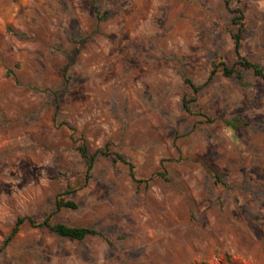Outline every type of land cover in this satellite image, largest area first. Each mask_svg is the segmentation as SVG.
Segmentation results:
<instances>
[{
    "label": "rangeland",
    "instance_id": "374dc122",
    "mask_svg": "<svg viewBox=\"0 0 264 264\" xmlns=\"http://www.w3.org/2000/svg\"><path fill=\"white\" fill-rule=\"evenodd\" d=\"M237 8L264 70V0H0V264H264V79ZM214 60L242 79L195 93ZM83 143L145 181L105 156L86 180ZM19 217L100 235L7 241Z\"/></svg>",
    "mask_w": 264,
    "mask_h": 264
},
{
    "label": "trees",
    "instance_id": "16d2710c",
    "mask_svg": "<svg viewBox=\"0 0 264 264\" xmlns=\"http://www.w3.org/2000/svg\"><path fill=\"white\" fill-rule=\"evenodd\" d=\"M231 13L233 14L232 16L233 28L231 30V35L234 40L236 55L240 60L239 65L245 70H252L255 75L260 76L264 79L263 68L259 64L246 59L242 55L241 46H242V29L244 27V22H243L244 12L240 8H237V9L231 10ZM212 64H213V69L211 71V74L208 80L205 83L197 85L191 79H186V82L192 87L195 93H198L199 91L204 89L208 85V83L213 79L215 74L220 71V69L223 70V74L227 77L236 75L238 79L240 80L242 79V73L240 70H237L234 67H229L225 63H221V66H220L216 60H214ZM185 103H186L185 108L187 110H190V106H188V100ZM241 123H242V120L240 118H234L232 120L227 121V125L234 129H238L241 126ZM78 151L85 162L86 180L90 179L91 177L90 173L93 171L98 157L105 156V157H110L115 163L120 162V163H123L124 165H127L130 171V176L136 183L140 184L145 181V180H140L136 177L133 164L128 162L118 152H111L108 148H104V149H100L96 151L95 153H91L88 149V146L85 143L81 144L78 147ZM215 178L218 183H223L222 178L219 174H216ZM76 191H77L76 188L69 186L65 190L64 195L70 196V195H73ZM56 208L57 210H60L63 208L75 209L77 208V204L70 199L62 198L56 202ZM27 223L33 226L47 227L53 233H55L56 235L60 237L70 238V239L79 240V241L85 240L86 238L90 236L100 235V232H98L94 228L70 226V225H66L63 223L52 224L48 218H46L42 223H37L31 217H19L16 221L15 226L13 227L12 231L9 234L7 241H11L20 231L21 226Z\"/></svg>",
    "mask_w": 264,
    "mask_h": 264
}]
</instances>
